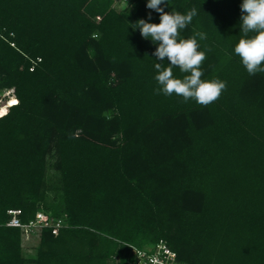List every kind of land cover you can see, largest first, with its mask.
I'll return each instance as SVG.
<instances>
[{
	"label": "trees",
	"instance_id": "16d2710c",
	"mask_svg": "<svg viewBox=\"0 0 264 264\" xmlns=\"http://www.w3.org/2000/svg\"><path fill=\"white\" fill-rule=\"evenodd\" d=\"M117 1L0 0V94L18 101L0 115V264H132L159 243L178 264H264V72L234 54L255 35L242 0L161 5L196 10L180 38L205 33L202 79L226 82L207 107L154 94L158 45L135 24L159 14ZM9 211L48 218L34 256Z\"/></svg>",
	"mask_w": 264,
	"mask_h": 264
},
{
	"label": "clouds",
	"instance_id": "9594fccd",
	"mask_svg": "<svg viewBox=\"0 0 264 264\" xmlns=\"http://www.w3.org/2000/svg\"><path fill=\"white\" fill-rule=\"evenodd\" d=\"M165 4L167 0H147L146 7L159 14L160 22L153 24L141 19L135 24L142 38L158 45L152 53L156 60L160 61L154 65L157 72L154 79L158 85L154 89V94L176 95L181 97V102L187 103L191 100L202 107H207L220 98L226 89V82L219 79H202L204 74L202 65L206 60V54L199 50L200 45L196 37L204 40L205 33L197 32L191 38H180L181 31L185 30L196 16V10L192 9L186 14L165 12L161 7ZM240 11L242 33L245 37H248L249 33L255 35L241 38L234 47V54L239 57L242 66L251 76L264 72V0H242ZM151 18L149 13L148 19ZM165 59L168 61L167 66H164ZM174 68H178L186 75H183L182 79L176 78ZM17 104L16 99V103L10 107ZM153 264H156V261H153Z\"/></svg>",
	"mask_w": 264,
	"mask_h": 264
},
{
	"label": "built area",
	"instance_id": "2783aa9c",
	"mask_svg": "<svg viewBox=\"0 0 264 264\" xmlns=\"http://www.w3.org/2000/svg\"><path fill=\"white\" fill-rule=\"evenodd\" d=\"M128 1L129 0H121V2ZM8 214L11 216V220L7 223V227L20 228L25 235L33 231L35 227H49L48 218L42 213H37L35 220L28 224H22L19 221L18 216L20 215V211H9ZM153 261H156V264H178L175 253L164 243H159L150 249L138 251L136 259H134L132 264H153Z\"/></svg>",
	"mask_w": 264,
	"mask_h": 264
},
{
	"label": "rangeland",
	"instance_id": "374dc122",
	"mask_svg": "<svg viewBox=\"0 0 264 264\" xmlns=\"http://www.w3.org/2000/svg\"><path fill=\"white\" fill-rule=\"evenodd\" d=\"M130 7L131 6H130L129 2H125V3L118 2L114 6V8L117 11H122L123 9L130 8ZM10 96H14L13 90H4L0 94V106L1 107L7 102V100L9 99ZM39 232H40V228L35 227L31 233L29 232L27 235L23 234L21 246H22V250H23V253L25 254V256L29 257V256L35 255V252H34L35 248L34 247L37 245V242H38L37 235L39 234Z\"/></svg>",
	"mask_w": 264,
	"mask_h": 264
},
{
	"label": "bare ground",
	"instance_id": "6f19581e",
	"mask_svg": "<svg viewBox=\"0 0 264 264\" xmlns=\"http://www.w3.org/2000/svg\"><path fill=\"white\" fill-rule=\"evenodd\" d=\"M12 101H15V97L10 96V98L7 100V102L2 107L0 106V110L4 111V110L10 108V106H12V104H13V103H11Z\"/></svg>",
	"mask_w": 264,
	"mask_h": 264
},
{
	"label": "snow or ice",
	"instance_id": "6c2138e0",
	"mask_svg": "<svg viewBox=\"0 0 264 264\" xmlns=\"http://www.w3.org/2000/svg\"><path fill=\"white\" fill-rule=\"evenodd\" d=\"M11 103H16V101H12ZM4 114V112H3V110H0V115H3Z\"/></svg>",
	"mask_w": 264,
	"mask_h": 264
}]
</instances>
